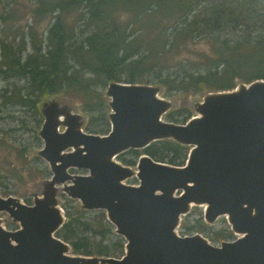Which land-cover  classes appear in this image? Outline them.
<instances>
[{
	"label": "water",
	"instance_id": "water-1",
	"mask_svg": "<svg viewBox=\"0 0 264 264\" xmlns=\"http://www.w3.org/2000/svg\"><path fill=\"white\" fill-rule=\"evenodd\" d=\"M105 92L103 135L84 131L79 114L45 104L39 154L50 166L48 187L62 184L84 209L105 211L125 240L123 254L69 255L55 234L65 214L53 195L30 205L0 196V211L19 224L11 230L0 221V264H264V79L207 93L185 123L164 119L170 103L152 84L113 81ZM161 139L190 147L183 165L143 154L133 169L114 159ZM133 176L137 184L124 182ZM192 204L204 205L206 222L226 215L238 237L214 245L177 234Z\"/></svg>",
	"mask_w": 264,
	"mask_h": 264
},
{
	"label": "trees",
	"instance_id": "trees-1",
	"mask_svg": "<svg viewBox=\"0 0 264 264\" xmlns=\"http://www.w3.org/2000/svg\"><path fill=\"white\" fill-rule=\"evenodd\" d=\"M34 14L53 13L46 38L30 31L27 53L21 41H0V75L25 79L26 86L4 89V103L36 109L43 97L73 94L87 116L85 131L106 134L109 82L159 84L181 95L232 90L238 82L264 79V0H36ZM73 14V21L69 16ZM44 43V45H43ZM204 45V49H198ZM45 47V48H44ZM185 113V114H184ZM167 111V121L185 123L190 112ZM190 147L161 139L119 155L134 167L146 154L183 165ZM29 204V200H27ZM65 221L56 236L76 255L120 257L125 240L105 211L64 205ZM202 219L184 217L181 234L202 230ZM186 232V233H184ZM214 238L234 239L229 229Z\"/></svg>",
	"mask_w": 264,
	"mask_h": 264
},
{
	"label": "rangeland",
	"instance_id": "rangeland-1",
	"mask_svg": "<svg viewBox=\"0 0 264 264\" xmlns=\"http://www.w3.org/2000/svg\"><path fill=\"white\" fill-rule=\"evenodd\" d=\"M36 0H0V41H12L15 46L23 40L25 41V51L30 52L32 31L36 40L46 38L47 29L53 21L54 14H34L32 8L36 4ZM74 15L69 16V20L73 21ZM44 45V43H43ZM45 48V47H44ZM204 45H198V49H204ZM244 82H238L236 87ZM159 88V96L169 101L170 108L168 111L176 112L182 118V112L188 110L191 116L197 115L196 105L202 100L204 95L209 93L206 90L200 91L196 95H181L171 91H165L159 84L151 83ZM16 87H25V79H8L0 75V96L4 89ZM106 88L104 93L106 95ZM211 92V91H210ZM108 101L109 98L107 97ZM56 102L61 109L70 110L80 115L82 119V129L87 120V116L81 110L79 98L73 94H58L46 96L37 104L36 109L29 106H23L19 103H4L0 98V196H13L20 202L30 205L35 196L42 197L44 194H51L55 197L56 204L62 209L63 206L73 204L81 210L82 204L78 199L70 198L63 190L62 184H56L53 188L48 187V180L51 177V170L48 163L39 154L43 147V141L39 135L40 128L44 121L43 108L45 104ZM185 114V113H184ZM109 120V119H108ZM110 124V122H109ZM60 130L63 126L59 127ZM87 132V131H86ZM117 157V156H116ZM114 158L121 163L118 158ZM127 166V165H126ZM135 169V167H132ZM73 173H86L85 170L72 169ZM127 184H137L136 177L124 180ZM204 206L192 204L189 212L182 215L176 233L180 236H190L199 234L206 238L210 243L219 245L222 241H230L227 238H214L215 231L221 229H229L230 225L226 215L218 216L213 222L204 220ZM187 217V220L193 222L196 218H201L203 222L202 230H193L184 232L182 235L180 224ZM1 225L6 229L14 230L18 227V223L6 211H0ZM233 235L234 231L231 230ZM67 254L76 255L69 246Z\"/></svg>",
	"mask_w": 264,
	"mask_h": 264
},
{
	"label": "bare ground",
	"instance_id": "bare-ground-1",
	"mask_svg": "<svg viewBox=\"0 0 264 264\" xmlns=\"http://www.w3.org/2000/svg\"><path fill=\"white\" fill-rule=\"evenodd\" d=\"M59 119H60V121H62V117H60ZM203 206H204V205H203Z\"/></svg>",
	"mask_w": 264,
	"mask_h": 264
},
{
	"label": "flooded vegetation",
	"instance_id": "flooded-vegetation-1",
	"mask_svg": "<svg viewBox=\"0 0 264 264\" xmlns=\"http://www.w3.org/2000/svg\"><path fill=\"white\" fill-rule=\"evenodd\" d=\"M72 171V170H71Z\"/></svg>",
	"mask_w": 264,
	"mask_h": 264
}]
</instances>
